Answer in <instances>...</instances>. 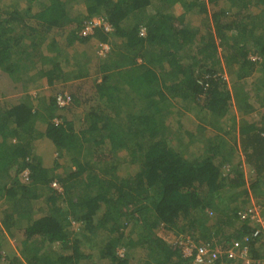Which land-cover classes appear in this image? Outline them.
<instances>
[{
  "label": "trees",
  "instance_id": "1",
  "mask_svg": "<svg viewBox=\"0 0 264 264\" xmlns=\"http://www.w3.org/2000/svg\"><path fill=\"white\" fill-rule=\"evenodd\" d=\"M253 3L0 6V67L17 83L42 76L49 86L66 84L0 108L1 224L23 234L17 252L4 249L8 240L0 234V264H193L200 247L210 249L214 264H245L226 254L235 241L262 264L264 115H247L255 109L248 85L256 97L264 94V7L251 19ZM192 13L202 23L190 20ZM94 18L113 30L101 25L81 35ZM94 35L114 37L104 54L69 53L76 40ZM88 78V85L68 84ZM65 93L70 102L60 107ZM189 114L196 122H187ZM233 132L240 146L229 138ZM39 139L48 140L49 167L35 152ZM184 236L196 247L188 255Z\"/></svg>",
  "mask_w": 264,
  "mask_h": 264
},
{
  "label": "crops",
  "instance_id": "2",
  "mask_svg": "<svg viewBox=\"0 0 264 264\" xmlns=\"http://www.w3.org/2000/svg\"><path fill=\"white\" fill-rule=\"evenodd\" d=\"M12 1H14V0L6 1L3 3V5L9 4ZM224 2H226V0H221L222 5H225ZM1 5H2V0L0 2V6ZM262 7H264V4L262 3L261 0H259L258 2L256 0H254V3L252 4V6H250L251 19H254V20L256 19L257 15L261 13V11H262L261 9H263ZM182 12L183 11H181L179 13L176 12V13L180 14ZM190 15H193V13ZM190 15H188V17ZM262 21H259L258 24L261 23ZM40 23H43V21L38 22V24H40ZM257 30L258 29H256V31ZM50 35L52 37H55L57 40H60L61 44L63 42H66V40H67L63 36L56 35V33H54L53 30L51 31ZM52 37H50V39ZM111 38L112 37H110V39L104 40V39H101L98 36L94 35V36H91V39L87 43H83L81 41L76 40L75 46L72 49H69L68 51L71 54L72 53L74 54L76 52L75 54H77V55L81 54L83 52V53H87L93 57V55H95L97 53V51L100 49V47L103 43H106V42L109 43L111 40L114 39V37L112 39ZM251 58L254 59V57H252V56H251ZM93 59L94 58H92L91 63H89L90 71L95 70L94 69L95 68V66H94L95 60H93ZM32 71L33 70L30 69V71L28 73L26 72L27 73V74H25L26 77L29 75H32V73H33ZM89 80H90V78L75 81V82L71 81L68 84L70 85V84L74 83L75 85L81 84L82 86H84V85L89 84ZM65 85L64 84H56L54 87L49 86L47 78L42 77V76H37L36 79H31V76H30L29 78H25L23 80L20 79L17 83V81L13 80L12 77H10V75L8 73H6L0 67V108L3 110H6V111L12 109V107H14L20 103L23 94L26 96L27 93H30L31 95H33L35 97L38 94L42 93V94H44V97H46V95H53L54 92L58 88L65 90V88H64ZM23 87H24V89H23ZM252 87H253L252 84L248 85L249 92L252 96L251 100H252V103H254V105H255V107H254L255 109H254L253 113L247 115V118L249 120H253V119L257 120V119H261L264 115V105H263V102H260V99H259V96L261 98H263L264 94L261 93V94H259L258 97H256V92H255L254 88H252ZM81 93L84 95V97H89V95L87 94V91H82ZM234 105H235V103L233 101V106ZM78 109L81 110L82 107L77 108V110ZM258 110H259V112H258ZM233 111L235 112L236 115H238V117H239L238 119H240L239 113L237 112V109L235 108V106H234ZM188 120L190 121V118ZM194 121L196 122V120H194ZM236 128L239 131V129H240L239 123L236 125ZM19 132L20 133L18 135L14 136L15 138L20 136V134H23V132H21V130ZM237 136H238V138H237ZM229 138L231 140L238 141L239 142L238 144L240 146V133H238V134L235 132L230 133ZM0 139H1V137H0ZM48 146H49L48 140L44 141V139H39V140L35 141V143H34L36 154L41 156L43 163H44V166H47V167H49V164H50L48 159H49V155L51 152V151H47L49 149ZM55 155H56V153H55ZM244 165H245L244 169L246 170V176L249 177L250 167L248 166V164L246 162H244ZM0 224H1V220H0ZM0 234L2 236V239L5 238L6 240H8V242H7L8 244H5L4 249H7L8 250L7 252H11V251L17 252V250H18L17 243H20L19 241H21L23 239L22 238L23 234L21 233V231L17 232L15 235L11 234L1 224L0 225Z\"/></svg>",
  "mask_w": 264,
  "mask_h": 264
},
{
  "label": "built area",
  "instance_id": "3",
  "mask_svg": "<svg viewBox=\"0 0 264 264\" xmlns=\"http://www.w3.org/2000/svg\"><path fill=\"white\" fill-rule=\"evenodd\" d=\"M101 25H103V27L105 28L106 31H112L113 30L112 26L110 25L109 22L103 21V20L98 19V18H94L92 20V22L86 28L81 30V35H92V34H94L96 27L101 26ZM108 49H109V43H103L99 49L100 51L98 50V52H99V54H104V52H106ZM57 101H58V105L60 107H64V106L69 104L70 96L67 93H65L64 95L60 94ZM24 174L26 176H28L29 170L26 169L24 171ZM247 216H248L247 213H245V212L241 213V217L245 218ZM251 217H253V216L251 215ZM258 221H261V223L264 224V220L262 218H258ZM261 231L262 230L260 228L256 229L253 232L254 236L257 237V236L261 235V233H262ZM263 231H264V226H263ZM181 242L184 245L183 251H184L185 255L191 254L193 249L196 248L195 244L193 243V241L191 240L190 237L181 238ZM235 248H237L238 250L236 251ZM198 249H199V251L197 253L196 258L193 261V264H214V259L213 258L211 259L208 256V252H210L209 248L200 247ZM226 254L230 258L241 257L244 260L245 264H253L250 256L248 255L249 254L248 247L243 246L238 241L234 242V245L227 250ZM262 264H264V259L262 260Z\"/></svg>",
  "mask_w": 264,
  "mask_h": 264
},
{
  "label": "rangeland",
  "instance_id": "4",
  "mask_svg": "<svg viewBox=\"0 0 264 264\" xmlns=\"http://www.w3.org/2000/svg\"><path fill=\"white\" fill-rule=\"evenodd\" d=\"M6 1H9V0H2V4L4 3V2H6ZM0 2H1V0H0ZM177 13H179V12H181L182 11V9L178 6L177 7V9L175 10ZM189 19L190 20H193V22H195V23H202V20H203V16H201V15H197V14H193V15H190L189 16ZM100 51V50H99ZM97 53H98V51H97ZM64 112V111H63ZM77 112L78 111H76V115H77ZM258 112H259V110H258ZM64 113H66V111L64 112ZM76 115H74L75 117H76ZM189 116H190V122L189 121H187L189 124H191V123H193L194 122V116L192 115V114H189ZM0 207H2L3 206V203H2V201L0 202ZM257 205V204H256ZM258 206V205H257ZM1 210H0V220H1Z\"/></svg>",
  "mask_w": 264,
  "mask_h": 264
},
{
  "label": "clouds",
  "instance_id": "5",
  "mask_svg": "<svg viewBox=\"0 0 264 264\" xmlns=\"http://www.w3.org/2000/svg\"><path fill=\"white\" fill-rule=\"evenodd\" d=\"M106 43H108V42H106ZM263 225L264 224H262V228L261 229H263ZM262 234V233H261ZM260 236V235H259ZM259 236H257V237H259ZM187 237H189V236H187ZM254 237H256V236H254ZM181 238H186L185 236L184 237H181ZM191 238V237H190ZM192 239V238H191Z\"/></svg>",
  "mask_w": 264,
  "mask_h": 264
}]
</instances>
